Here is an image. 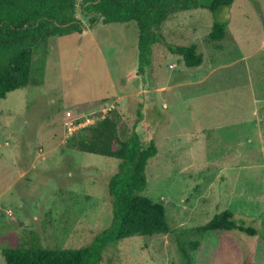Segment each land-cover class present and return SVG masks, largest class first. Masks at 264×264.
I'll list each match as a JSON object with an SVG mask.
<instances>
[{"label":"rangeland","instance_id":"374dc122","mask_svg":"<svg viewBox=\"0 0 264 264\" xmlns=\"http://www.w3.org/2000/svg\"><path fill=\"white\" fill-rule=\"evenodd\" d=\"M76 16L80 32L51 38L42 84L0 99V264L29 231L42 246L79 248L110 225L105 183L118 160L66 147L65 121L111 108L119 132L157 146L142 194L171 230L110 243L100 264H182L193 239L194 264H264V0L221 7L218 43L207 9L171 14L147 51L133 22L90 24L80 6ZM190 43L197 67L169 50ZM223 210L257 233L195 229Z\"/></svg>","mask_w":264,"mask_h":264},{"label":"trees","instance_id":"16d2710c","mask_svg":"<svg viewBox=\"0 0 264 264\" xmlns=\"http://www.w3.org/2000/svg\"><path fill=\"white\" fill-rule=\"evenodd\" d=\"M233 1L0 0V99L15 89L42 84L51 38L80 32L83 28V22L76 16L77 6L88 16L90 24L133 22L138 30V46L141 51H147L156 41V28L171 14L195 8L213 14L208 39L220 42L226 38L227 23L216 19V13ZM216 47L220 49L221 45ZM169 50L180 55L187 67H197L203 62L195 43L171 45ZM119 120L117 111L111 108L102 118L79 127L65 138L68 148L118 160L117 171L105 183L111 199L110 225L79 248L42 246L38 235L29 231V236L14 247L2 249L6 264H100L103 250L110 243L171 230L163 205L142 194L147 184L145 167L156 155L157 146L153 139L142 141L135 132H119ZM81 121L83 118L76 122ZM195 229L201 233L214 230L257 233L243 222L236 223L229 210L215 214ZM199 244L198 239H193L188 247H179L182 264H194L192 253Z\"/></svg>","mask_w":264,"mask_h":264},{"label":"built area","instance_id":"2783aa9c","mask_svg":"<svg viewBox=\"0 0 264 264\" xmlns=\"http://www.w3.org/2000/svg\"><path fill=\"white\" fill-rule=\"evenodd\" d=\"M72 120H69V121H65V125H68V130H70V132H69V135L70 134H72V132H74L76 129H78L79 127H81V126H84V125H86V124H91V123H93L95 120H93V119H90V118H84V120L83 121H81V122H76L77 121V117H73V118H71ZM95 119V118H94ZM90 120H92V122H90V123H86V121H90ZM86 123V124H85Z\"/></svg>","mask_w":264,"mask_h":264},{"label":"crops","instance_id":"0c3cea01","mask_svg":"<svg viewBox=\"0 0 264 264\" xmlns=\"http://www.w3.org/2000/svg\"><path fill=\"white\" fill-rule=\"evenodd\" d=\"M164 106H166V104H164ZM168 106V105H167ZM166 106V107H167ZM109 110V109H108ZM104 113L106 112V110L105 111H103ZM90 115H92L93 113L91 112V113H89ZM89 114H87V115H89ZM75 117H77V119H79V118H82L83 116H75ZM68 120V119H67Z\"/></svg>","mask_w":264,"mask_h":264},{"label":"clouds","instance_id":"9594fccd","mask_svg":"<svg viewBox=\"0 0 264 264\" xmlns=\"http://www.w3.org/2000/svg\"><path fill=\"white\" fill-rule=\"evenodd\" d=\"M105 114V113H104Z\"/></svg>","mask_w":264,"mask_h":264}]
</instances>
